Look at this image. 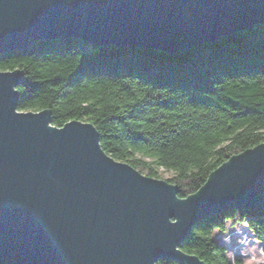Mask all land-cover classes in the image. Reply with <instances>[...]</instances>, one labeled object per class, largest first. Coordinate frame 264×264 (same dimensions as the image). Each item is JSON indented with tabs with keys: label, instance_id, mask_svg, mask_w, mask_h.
<instances>
[{
	"label": "water",
	"instance_id": "obj_1",
	"mask_svg": "<svg viewBox=\"0 0 264 264\" xmlns=\"http://www.w3.org/2000/svg\"><path fill=\"white\" fill-rule=\"evenodd\" d=\"M263 22L264 0H0V54L68 37L174 54ZM21 81L0 70V264H205L180 248L192 226L262 205L264 142L179 197L107 154L91 122L18 110Z\"/></svg>",
	"mask_w": 264,
	"mask_h": 264
},
{
	"label": "trees",
	"instance_id": "obj_2",
	"mask_svg": "<svg viewBox=\"0 0 264 264\" xmlns=\"http://www.w3.org/2000/svg\"><path fill=\"white\" fill-rule=\"evenodd\" d=\"M14 69L22 73L18 110L49 109L55 126L91 122L107 154L152 178L159 168L170 171L165 180L179 197L230 156L264 142V22L174 54L38 40L0 54V70ZM227 222L244 223L263 242L264 200L202 218L181 250L205 264H242L212 236Z\"/></svg>",
	"mask_w": 264,
	"mask_h": 264
},
{
	"label": "rangeland",
	"instance_id": "obj_3",
	"mask_svg": "<svg viewBox=\"0 0 264 264\" xmlns=\"http://www.w3.org/2000/svg\"><path fill=\"white\" fill-rule=\"evenodd\" d=\"M158 175L159 179L165 180L172 173L159 168ZM212 236L216 241L224 243L229 260L233 261L238 256L242 264H264L263 243L254 238L244 223L227 222L225 231L215 230Z\"/></svg>",
	"mask_w": 264,
	"mask_h": 264
}]
</instances>
